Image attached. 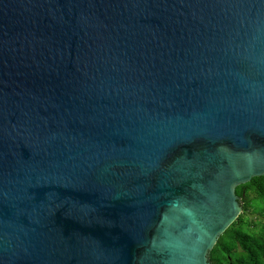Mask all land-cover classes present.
<instances>
[{"label": "water", "instance_id": "obj_1", "mask_svg": "<svg viewBox=\"0 0 264 264\" xmlns=\"http://www.w3.org/2000/svg\"><path fill=\"white\" fill-rule=\"evenodd\" d=\"M264 177V0H0V264H211Z\"/></svg>", "mask_w": 264, "mask_h": 264}, {"label": "trees", "instance_id": "obj_2", "mask_svg": "<svg viewBox=\"0 0 264 264\" xmlns=\"http://www.w3.org/2000/svg\"><path fill=\"white\" fill-rule=\"evenodd\" d=\"M243 212L210 253L211 264H264V177L236 190ZM256 207V208H254ZM255 215L248 221L244 219ZM246 252L241 257L239 251Z\"/></svg>", "mask_w": 264, "mask_h": 264}, {"label": "flooded vegetation", "instance_id": "obj_3", "mask_svg": "<svg viewBox=\"0 0 264 264\" xmlns=\"http://www.w3.org/2000/svg\"><path fill=\"white\" fill-rule=\"evenodd\" d=\"M239 254H240L241 257H245L246 256V252L243 251V250H240L239 251Z\"/></svg>", "mask_w": 264, "mask_h": 264}, {"label": "rangeland", "instance_id": "obj_4", "mask_svg": "<svg viewBox=\"0 0 264 264\" xmlns=\"http://www.w3.org/2000/svg\"><path fill=\"white\" fill-rule=\"evenodd\" d=\"M254 208H256V207H254ZM250 218H255V215H252V216H251V214H250V217L248 216V217H246L244 220H245V221H248V219H250Z\"/></svg>", "mask_w": 264, "mask_h": 264}]
</instances>
